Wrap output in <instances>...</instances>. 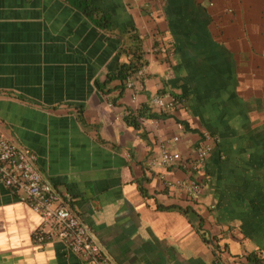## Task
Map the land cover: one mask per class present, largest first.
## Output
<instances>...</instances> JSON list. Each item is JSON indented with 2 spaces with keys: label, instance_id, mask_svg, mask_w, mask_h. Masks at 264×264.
Masks as SVG:
<instances>
[{
  "label": "crops",
  "instance_id": "crops-1",
  "mask_svg": "<svg viewBox=\"0 0 264 264\" xmlns=\"http://www.w3.org/2000/svg\"><path fill=\"white\" fill-rule=\"evenodd\" d=\"M88 1L96 13L0 0V136L35 154L113 264H264V0ZM129 30L145 64L119 96L97 82L129 60ZM205 131L201 169L148 166L194 158ZM191 177L193 199L164 182ZM40 222L0 180V264H86L35 246Z\"/></svg>",
  "mask_w": 264,
  "mask_h": 264
},
{
  "label": "built area",
  "instance_id": "built-area-1",
  "mask_svg": "<svg viewBox=\"0 0 264 264\" xmlns=\"http://www.w3.org/2000/svg\"><path fill=\"white\" fill-rule=\"evenodd\" d=\"M141 72V68L137 70L138 74ZM125 82L127 88L132 86L131 77ZM177 103H180V99L175 96H171L169 100H164L161 96L152 99L153 106L161 110H169ZM178 140V135L172 137L173 142ZM214 141L215 138L205 131L194 158L184 160L178 152L163 150L159 156L149 159L147 164L151 168L177 164L197 171L204 166ZM35 159L34 153L20 148L13 140L0 136V180L41 219L32 234L33 244L41 247L48 242H60L86 264H113L91 236L82 219L73 211L69 194L59 193L42 178L35 167ZM164 182L168 188L184 191L190 199L197 197L202 188L201 181L193 177L176 182L164 179Z\"/></svg>",
  "mask_w": 264,
  "mask_h": 264
},
{
  "label": "trees",
  "instance_id": "trees-1",
  "mask_svg": "<svg viewBox=\"0 0 264 264\" xmlns=\"http://www.w3.org/2000/svg\"><path fill=\"white\" fill-rule=\"evenodd\" d=\"M74 4H77L78 7H81L83 11H87L89 15L96 13L95 6H92L88 0H73ZM103 22L108 21V17L104 14L99 17ZM99 24V22H97ZM124 32V31H123ZM129 32V41L128 44L124 42V53L125 56H128V48L130 51L129 60L121 62L119 67L113 71L109 72L103 82H97L99 89H103L106 84L110 83L112 80L117 79L120 81V84L117 85L119 90V96H121L125 91V81L128 77H131L138 69L144 66L145 61L143 60V50L141 46V39L137 33L126 31V34ZM132 47H134V52ZM133 52V53H132ZM134 57V60L132 59ZM129 121V118H127Z\"/></svg>",
  "mask_w": 264,
  "mask_h": 264
}]
</instances>
